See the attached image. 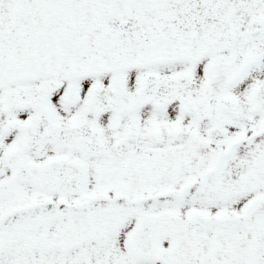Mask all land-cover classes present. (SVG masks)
Listing matches in <instances>:
<instances>
[{"label":"snow or ice","instance_id":"1","mask_svg":"<svg viewBox=\"0 0 264 264\" xmlns=\"http://www.w3.org/2000/svg\"><path fill=\"white\" fill-rule=\"evenodd\" d=\"M0 264H264V0H0Z\"/></svg>","mask_w":264,"mask_h":264}]
</instances>
